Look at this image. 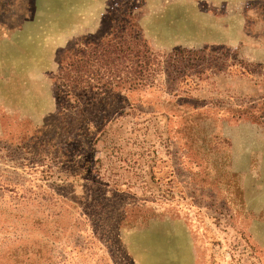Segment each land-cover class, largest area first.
<instances>
[{
    "label": "rangeland",
    "instance_id": "374dc122",
    "mask_svg": "<svg viewBox=\"0 0 264 264\" xmlns=\"http://www.w3.org/2000/svg\"><path fill=\"white\" fill-rule=\"evenodd\" d=\"M127 9L205 49L196 85L60 108L62 50ZM263 111L264 0H0V264H264Z\"/></svg>",
    "mask_w": 264,
    "mask_h": 264
},
{
    "label": "trees",
    "instance_id": "16d2710c",
    "mask_svg": "<svg viewBox=\"0 0 264 264\" xmlns=\"http://www.w3.org/2000/svg\"><path fill=\"white\" fill-rule=\"evenodd\" d=\"M135 19L127 9L120 17L111 19L106 32L82 36L62 50L58 72L52 79L60 108L86 97L92 102L138 89L164 88L186 77L196 85L193 77L206 70L196 63L197 53L205 49L175 48L162 59V55L149 46ZM182 60L186 62L180 66ZM163 74L166 78L161 80ZM188 107L195 112L199 108ZM224 109L231 110L230 107ZM250 111V107L243 109L246 113Z\"/></svg>",
    "mask_w": 264,
    "mask_h": 264
},
{
    "label": "crops",
    "instance_id": "0c3cea01",
    "mask_svg": "<svg viewBox=\"0 0 264 264\" xmlns=\"http://www.w3.org/2000/svg\"><path fill=\"white\" fill-rule=\"evenodd\" d=\"M39 105V104H38ZM40 106V105H39Z\"/></svg>",
    "mask_w": 264,
    "mask_h": 264
}]
</instances>
